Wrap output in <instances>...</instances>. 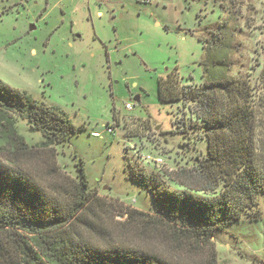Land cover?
<instances>
[{"label": "rangeland", "instance_id": "374dc122", "mask_svg": "<svg viewBox=\"0 0 264 264\" xmlns=\"http://www.w3.org/2000/svg\"><path fill=\"white\" fill-rule=\"evenodd\" d=\"M13 1L0 0V82L58 107L77 127L68 143L41 155L65 185L77 183L83 167L94 210L101 215L104 204L107 222L153 213L149 193L130 178L136 164L168 177L202 160V143L170 129L169 109L181 105L160 103L157 75L176 69L182 84L202 83L208 43L225 22L227 35L216 39L225 47L215 45L211 56L231 63L228 76L255 85L264 64V0H99V9L94 1L86 8L82 0H48L46 8V0H33L4 14ZM102 46L111 52V69ZM16 127L37 149L41 133L20 119ZM260 209L259 222L217 230L202 251L204 264H264V200Z\"/></svg>", "mask_w": 264, "mask_h": 264}, {"label": "trees", "instance_id": "16d2710c", "mask_svg": "<svg viewBox=\"0 0 264 264\" xmlns=\"http://www.w3.org/2000/svg\"><path fill=\"white\" fill-rule=\"evenodd\" d=\"M227 29L218 25L208 43L202 83L184 85L178 72L157 82L161 101L181 105L169 109L170 129L202 143V160L168 177L136 164L130 178L149 193L153 213L131 211L123 224L107 222L104 204L95 212L82 166L78 182L65 185L42 157L77 131L66 113L0 82V264H204L217 230L261 221L264 64L255 85L228 76L231 63L211 56ZM17 119L41 133L37 149Z\"/></svg>", "mask_w": 264, "mask_h": 264}, {"label": "flooded vegetation", "instance_id": "af4514ba", "mask_svg": "<svg viewBox=\"0 0 264 264\" xmlns=\"http://www.w3.org/2000/svg\"><path fill=\"white\" fill-rule=\"evenodd\" d=\"M23 1V2H22ZM30 1H33V0H14L12 3L13 4H10L9 6H6L5 7V13L4 14H6V13H9L8 12V10H10V9H12L10 12H12L13 11V9H14V7H16V6H18V5H21V4H23L24 2H30ZM83 1V3L84 4H86V8L87 7H90V3L92 2V1H94L97 5V8L99 9V0H82ZM151 2L152 1H150L149 2V4H147V5H151ZM48 4H49V1L48 0H46V8L48 7ZM146 5V6H147ZM58 8H60V14L62 15V17H66V15H67V13H68V11H66V9H64L63 8V6H60V5H58ZM86 8L85 7H83V12H86L87 10H86ZM2 12V11H1ZM96 13H97V15H99V11H96ZM34 29V27L32 26L31 27V30H33ZM188 33L189 34H191V35H193V32H191V30H189L188 31ZM214 34H216V33H214ZM215 36V35H214ZM79 38V37H78ZM103 47V46H102ZM103 49H104V52H105V60H106V62H107V64H106V66L107 67H109V69H111L112 68V62H111V60H110V55H111V52H109V49H107L106 47H103ZM32 53H34L35 54V51L34 50H32ZM172 72H178L176 69L175 70H165L164 71V73H160V74H158L157 75V82L159 81V79H162V78H164V79H166L167 78V76L170 74V73H172ZM110 78H111V76H110ZM190 84V83H189ZM189 84H185V85H189ZM46 85H50V84H46ZM4 86H6V85H4ZM7 87V86H6ZM7 88H9V87H7ZM133 88H135V89H137L138 88V86L137 85H134V87ZM9 89H11V90H13V91H18V92H20V93H22V94H25V95H27V96H29L30 98H32L34 101H36V102H38L37 100H36V98H34V97H32V96H30V95H28V94H26L25 92H21V91H19L18 89H12V88H9ZM128 92L130 93V94H133L134 95V93H132V91L129 89V86H128ZM110 94H111V92H110ZM113 96H114V92H113ZM157 96H158V91H157ZM158 100L160 101V103H162L163 105H167L168 106V104L166 103V102H164V101H161L159 98H158ZM134 101H135V103H137V104H142V96H141V94H135V97H134ZM39 104H44L45 105V103L44 102H38Z\"/></svg>", "mask_w": 264, "mask_h": 264}, {"label": "built area", "instance_id": "2783aa9c", "mask_svg": "<svg viewBox=\"0 0 264 264\" xmlns=\"http://www.w3.org/2000/svg\"><path fill=\"white\" fill-rule=\"evenodd\" d=\"M150 1H151V0H136V2H137L139 5H141V6H145V5L149 4ZM132 107H133V106H131L130 104H126V108H127L128 110H131ZM97 136H99V135L96 134L95 137H97Z\"/></svg>", "mask_w": 264, "mask_h": 264}]
</instances>
